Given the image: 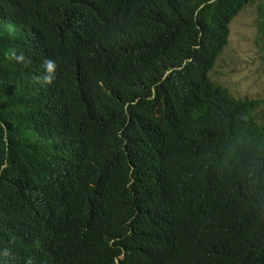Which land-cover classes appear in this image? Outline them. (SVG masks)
Segmentation results:
<instances>
[{"label": "trees", "instance_id": "obj_1", "mask_svg": "<svg viewBox=\"0 0 264 264\" xmlns=\"http://www.w3.org/2000/svg\"><path fill=\"white\" fill-rule=\"evenodd\" d=\"M251 1L0 0V264H264V99L210 77Z\"/></svg>", "mask_w": 264, "mask_h": 264}, {"label": "rangeland", "instance_id": "obj_2", "mask_svg": "<svg viewBox=\"0 0 264 264\" xmlns=\"http://www.w3.org/2000/svg\"><path fill=\"white\" fill-rule=\"evenodd\" d=\"M262 13L264 0H252L232 19L228 44L210 72L212 81L235 98L264 99Z\"/></svg>", "mask_w": 264, "mask_h": 264}, {"label": "clouds", "instance_id": "obj_3", "mask_svg": "<svg viewBox=\"0 0 264 264\" xmlns=\"http://www.w3.org/2000/svg\"><path fill=\"white\" fill-rule=\"evenodd\" d=\"M9 59H13L17 62L28 63L26 58L20 54L18 55L15 50H12L9 54ZM43 73L37 77V82L43 85H50L53 81L56 65L52 60H44L42 64Z\"/></svg>", "mask_w": 264, "mask_h": 264}]
</instances>
